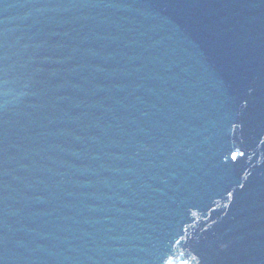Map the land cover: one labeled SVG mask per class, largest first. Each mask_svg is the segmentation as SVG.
<instances>
[{
	"label": "water",
	"instance_id": "1",
	"mask_svg": "<svg viewBox=\"0 0 264 264\" xmlns=\"http://www.w3.org/2000/svg\"><path fill=\"white\" fill-rule=\"evenodd\" d=\"M0 264H264V0H0Z\"/></svg>",
	"mask_w": 264,
	"mask_h": 264
}]
</instances>
